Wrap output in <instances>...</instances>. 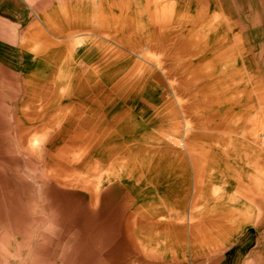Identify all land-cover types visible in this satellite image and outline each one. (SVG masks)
<instances>
[{
	"label": "rangeland",
	"instance_id": "obj_1",
	"mask_svg": "<svg viewBox=\"0 0 264 264\" xmlns=\"http://www.w3.org/2000/svg\"><path fill=\"white\" fill-rule=\"evenodd\" d=\"M44 1L0 0V264H264V0Z\"/></svg>",
	"mask_w": 264,
	"mask_h": 264
},
{
	"label": "bare ground",
	"instance_id": "obj_2",
	"mask_svg": "<svg viewBox=\"0 0 264 264\" xmlns=\"http://www.w3.org/2000/svg\"><path fill=\"white\" fill-rule=\"evenodd\" d=\"M11 1V0H10ZM34 0H28V4L27 5H32ZM46 1V0H45ZM44 1V2H45ZM56 2V1H55ZM36 3V2H35ZM52 4V3H51ZM14 7V6H13ZM7 8V7H6ZM45 9V8H44ZM10 12V11H9ZM27 14V17H29V14L28 12L26 13ZM43 21V20H41ZM43 24L45 25V21H43ZM36 25L34 23H32L31 25H29V27L22 33V43H20V47L24 49H29V47L31 46V44H33V42L35 41V38L37 37V33H36ZM42 31V30H41ZM40 34V33H39ZM45 39V38H44ZM33 40V41H32ZM47 41V39L45 40ZM2 42V41H1ZM4 43V42H3ZM45 44V43H44ZM140 46V45H139ZM146 46V45H145ZM27 52H29V50H26ZM135 51V50H134ZM158 56V55H157ZM168 70V69H167ZM16 109V108H15ZM42 111V110H41ZM42 127V125H41ZM45 128V127H44ZM43 130V129H42ZM29 140V139H28ZM27 139L26 140H23V144L25 146V148L27 149H30V146H29V141ZM35 141V139H34ZM35 143V142H34ZM6 177V176H5ZM109 177V176H108ZM112 179V178H111ZM109 188V187H108ZM1 197V196H0ZM104 200V199H103ZM109 200V199H108ZM107 200V201H108ZM97 217V216H96ZM95 218V217H94ZM87 219V218H86ZM14 220V219H13ZM103 221V220H102ZM91 223V222H90ZM89 223V225H90ZM87 225V224H86ZM96 225V224H95ZM103 225V224H102ZM85 226V225H84ZM93 226V225H92ZM99 226V225H98ZM94 235V234H93ZM4 244V243H3ZM5 246V244H4ZM90 250V249H89ZM85 251V250H84ZM81 253V252H80ZM86 253V252H85ZM82 255V254H81ZM86 255V254H85ZM89 255V254H88ZM91 255V254H90ZM81 257V256H79ZM85 258V257H84ZM79 259V258H78ZM45 260V259H44ZM81 262V261H80Z\"/></svg>",
	"mask_w": 264,
	"mask_h": 264
},
{
	"label": "crops",
	"instance_id": "obj_3",
	"mask_svg": "<svg viewBox=\"0 0 264 264\" xmlns=\"http://www.w3.org/2000/svg\"><path fill=\"white\" fill-rule=\"evenodd\" d=\"M209 247H213V248H214V247H216V245L209 246ZM217 248H218V247H217ZM216 260H217V259H216ZM211 264H222V261H219V262H216V261H215V262H211Z\"/></svg>",
	"mask_w": 264,
	"mask_h": 264
}]
</instances>
